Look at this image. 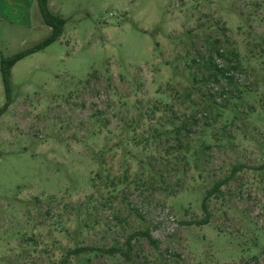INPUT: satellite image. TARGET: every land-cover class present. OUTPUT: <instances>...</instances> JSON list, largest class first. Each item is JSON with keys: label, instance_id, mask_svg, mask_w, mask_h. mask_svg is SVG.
<instances>
[{"label": "rangeland", "instance_id": "1", "mask_svg": "<svg viewBox=\"0 0 264 264\" xmlns=\"http://www.w3.org/2000/svg\"><path fill=\"white\" fill-rule=\"evenodd\" d=\"M47 8L0 115V264H264V0Z\"/></svg>", "mask_w": 264, "mask_h": 264}, {"label": "trees", "instance_id": "2", "mask_svg": "<svg viewBox=\"0 0 264 264\" xmlns=\"http://www.w3.org/2000/svg\"><path fill=\"white\" fill-rule=\"evenodd\" d=\"M36 2L38 5V8H39V12H40L41 18L43 20V23H44V25H46L47 27L50 28V33L47 37H45L44 39H42L39 42H37L36 44H34L32 47H30L26 50H22V51H19L17 53H14L13 55H11L7 58L1 59L0 72H1V76H2L4 91L6 94V101H5L4 105L2 106V108H0V115L2 113H4L6 111V109L8 108V106L10 105V100H9V72H10L11 67L15 63H17L18 61L23 59L24 57L31 55L33 53L39 52V51L45 49L46 47L50 46L51 44L55 43L59 39V37L62 35V32H63L65 20H63L62 18L55 16L49 12V10L47 8V0H36ZM216 190H217V186L213 188V191H216ZM207 197H210V192L207 194ZM202 208L203 209L206 208L204 202H202ZM138 236L146 238L148 240V242L151 244H155V241L151 239L147 230L145 232L139 233ZM129 244H130L129 241H126V245L128 246ZM79 252L80 251L78 249L73 250V251H71V253H72L71 255H75Z\"/></svg>", "mask_w": 264, "mask_h": 264}, {"label": "crops", "instance_id": "3", "mask_svg": "<svg viewBox=\"0 0 264 264\" xmlns=\"http://www.w3.org/2000/svg\"><path fill=\"white\" fill-rule=\"evenodd\" d=\"M36 16L41 17L36 0H0V22L28 29Z\"/></svg>", "mask_w": 264, "mask_h": 264}]
</instances>
